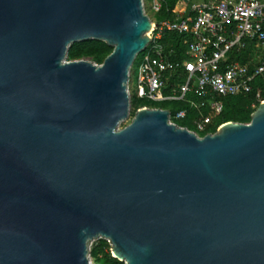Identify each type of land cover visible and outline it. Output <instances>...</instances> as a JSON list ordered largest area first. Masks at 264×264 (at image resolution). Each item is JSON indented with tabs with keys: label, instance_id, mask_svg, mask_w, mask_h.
<instances>
[{
	"label": "water",
	"instance_id": "95a60500",
	"mask_svg": "<svg viewBox=\"0 0 264 264\" xmlns=\"http://www.w3.org/2000/svg\"><path fill=\"white\" fill-rule=\"evenodd\" d=\"M142 0H0V264H264V100L197 133L130 110ZM112 46L98 64L72 43Z\"/></svg>",
	"mask_w": 264,
	"mask_h": 264
},
{
	"label": "built area",
	"instance_id": "2783aa9c",
	"mask_svg": "<svg viewBox=\"0 0 264 264\" xmlns=\"http://www.w3.org/2000/svg\"><path fill=\"white\" fill-rule=\"evenodd\" d=\"M181 3L180 13L173 9L177 14L174 20L152 22L150 42L137 65L134 97L152 103L183 101L197 108L207 106L209 114L193 120L195 130L191 131L196 133L206 128L212 114L221 112L222 97L255 92L256 101L264 100L253 87L257 77H264V0ZM152 9L159 11V0H153ZM167 32L181 36L182 50L177 52L160 42ZM249 45L250 54L240 62L237 57ZM186 112L170 113L169 119L175 123L185 118Z\"/></svg>",
	"mask_w": 264,
	"mask_h": 264
},
{
	"label": "trees",
	"instance_id": "16d2710c",
	"mask_svg": "<svg viewBox=\"0 0 264 264\" xmlns=\"http://www.w3.org/2000/svg\"><path fill=\"white\" fill-rule=\"evenodd\" d=\"M178 0H159L160 9L156 13V21L169 19L174 20L177 17V14L173 12V9ZM160 42L167 47H173L177 52L182 50L181 45V36L167 32L165 33ZM113 47L107 45L105 42L95 39H88L83 41H78L72 43L67 51V60H78L81 58L90 57L91 61L95 63H102L105 57L112 51ZM250 45L244 50V52L237 57L240 62H244L246 57L250 54ZM255 90L260 91L261 99H264V77H257L253 83ZM255 92L248 94H238L232 96H226L220 98L222 102V110L220 113H214V117H211L210 123L206 126L203 131H196L197 135L204 136L207 133H214L216 128L227 121H236L241 123H247L250 121V115L253 112L251 107L252 104L258 105L259 102L255 100ZM134 101L137 102L136 97H131ZM189 99L199 101L198 98H195L193 95H188ZM141 106L148 107H158L155 105H149L147 103H141ZM162 108V107H160ZM180 109H186L185 118L181 120H176L175 123L181 127H185L189 130H195L193 120L198 118L201 115H208L209 108L207 106L203 107H194L183 101L171 102V108L169 109L171 113H174ZM99 246L93 247L91 249V257L95 259L96 264H122L121 261L112 257L109 251L103 253L101 256L98 255L99 249L106 245L104 239H98Z\"/></svg>",
	"mask_w": 264,
	"mask_h": 264
},
{
	"label": "rangeland",
	"instance_id": "374dc122",
	"mask_svg": "<svg viewBox=\"0 0 264 264\" xmlns=\"http://www.w3.org/2000/svg\"><path fill=\"white\" fill-rule=\"evenodd\" d=\"M143 1V6H144V10H145V13L149 16V18L151 19L152 22H157L156 21V13L154 12V10L152 9V2L153 0H142ZM201 0H191V2H200ZM183 8V5L181 3V0H178L175 7H174V10H176V13H180L179 10ZM144 55V52H140L135 63L133 64V67H132V71H131V78H130V91H131V94L132 96H135V87H136V80H137V65H138V62L140 61V59L143 57ZM81 59H88V60H91L90 57H87V58H81ZM137 102L134 101L131 97H130V110H129V115L126 119H124L120 125H119V128H123L124 126H126L127 124L130 123L131 119L133 118L136 110L140 107H142L140 104L141 103H147L149 105H155V106H159V107H162V108H166V109H170L171 108V102H158V103H152V102H149L147 100H144V99H139V98H136ZM173 103V102H172ZM252 109L254 110L257 106L252 104L251 105ZM212 116L214 117V114H212ZM211 116V117H212ZM211 120V118H210ZM248 123V122H247ZM218 128V127H217ZM216 128V129H217ZM106 241V245L104 247H101V249H99L98 251V255L101 256L103 253L109 251L110 249V244L109 242L104 239ZM96 246H99V241L98 239L94 240L91 245H90V261L92 264H96L95 262V259L93 257H91V249L93 247H96ZM111 253V251H110ZM122 263V262H121Z\"/></svg>",
	"mask_w": 264,
	"mask_h": 264
},
{
	"label": "crops",
	"instance_id": "0c3cea01",
	"mask_svg": "<svg viewBox=\"0 0 264 264\" xmlns=\"http://www.w3.org/2000/svg\"><path fill=\"white\" fill-rule=\"evenodd\" d=\"M183 7H184V6H183ZM180 10H181V9H180ZM180 10H179V11H180Z\"/></svg>",
	"mask_w": 264,
	"mask_h": 264
}]
</instances>
